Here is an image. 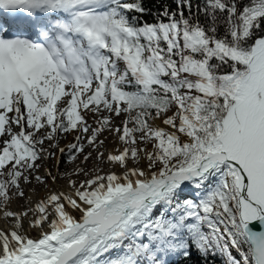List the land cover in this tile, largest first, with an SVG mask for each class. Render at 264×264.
<instances>
[{
  "label": "snow or ice",
  "instance_id": "snow-or-ice-1",
  "mask_svg": "<svg viewBox=\"0 0 264 264\" xmlns=\"http://www.w3.org/2000/svg\"><path fill=\"white\" fill-rule=\"evenodd\" d=\"M190 261L264 264V0H0V264Z\"/></svg>",
  "mask_w": 264,
  "mask_h": 264
},
{
  "label": "trees",
  "instance_id": "trees-1",
  "mask_svg": "<svg viewBox=\"0 0 264 264\" xmlns=\"http://www.w3.org/2000/svg\"><path fill=\"white\" fill-rule=\"evenodd\" d=\"M165 2L171 3V0H145L146 6L149 7H159ZM188 264H194V261H190Z\"/></svg>",
  "mask_w": 264,
  "mask_h": 264
},
{
  "label": "rangeland",
  "instance_id": "rangeland-1",
  "mask_svg": "<svg viewBox=\"0 0 264 264\" xmlns=\"http://www.w3.org/2000/svg\"><path fill=\"white\" fill-rule=\"evenodd\" d=\"M69 139H71V137H69Z\"/></svg>",
  "mask_w": 264,
  "mask_h": 264
}]
</instances>
